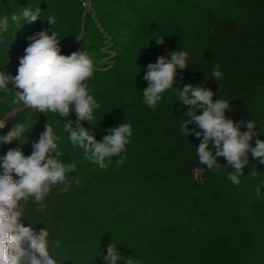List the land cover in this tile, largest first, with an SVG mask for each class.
<instances>
[{
    "label": "trees",
    "instance_id": "1",
    "mask_svg": "<svg viewBox=\"0 0 264 264\" xmlns=\"http://www.w3.org/2000/svg\"><path fill=\"white\" fill-rule=\"evenodd\" d=\"M175 1L181 2L182 8L164 16L162 22L152 15L156 22L141 28L151 40L145 54L151 50L157 54L146 58L142 55V64L136 67L139 70H131L123 79L125 87L109 98V110L122 111L112 126L123 122L132 126L133 135L124 153L127 160L118 166L117 157H113L110 169L101 170L86 158L83 150L75 156L77 148L69 141L64 161L69 162L70 156L80 161L76 172L68 174L73 180L70 190L65 192L58 189L64 186H54L44 201L47 207L43 211H38L39 205L30 198L23 222L25 226L31 222L48 223L47 209L56 205L51 208L52 217L60 209L58 218L66 220L50 223L61 231L76 211L86 215L88 223L109 222L114 225L113 232L119 231L117 242L113 241L117 247L148 264H264V198L255 194V186L264 181V164L250 158L241 184L233 185L228 179L232 169L223 157L218 158L223 165L219 171L208 170L199 163L196 147L202 138L187 137L180 131L187 108L178 101L175 89L162 94L155 110L143 103L142 95L148 86L143 79L148 63H155L159 56L167 57L170 52L187 51L189 67L178 70L184 78L180 80L178 75L174 87L203 83L217 93L214 100L229 101L227 117L237 122H256L259 135L253 138V144L257 138L264 141V0H210L219 2L217 8L202 3L203 0ZM95 7L100 17L99 8ZM81 15L76 16L79 26ZM88 16L81 26L79 41L87 36L88 29L98 31L94 18H90V13ZM161 37L164 43L158 45L155 40ZM217 64L222 73L218 82L212 76ZM125 98L130 102L126 103ZM107 103L99 105L108 106ZM201 113L202 110L197 112ZM195 127L189 125L190 129ZM102 140V136L97 138ZM11 144L16 146L17 141ZM252 166L258 172L254 178L249 176ZM82 171L87 181L84 187L79 178ZM75 179H79V185ZM261 191L264 197V188ZM92 234L94 231L88 230L81 236L88 238V246L97 241ZM103 236L112 239L108 233ZM123 238L128 239L126 243L121 242ZM78 247L72 254H65L66 249H54V256L62 264H73L82 253Z\"/></svg>",
    "mask_w": 264,
    "mask_h": 264
},
{
    "label": "clouds",
    "instance_id": "2",
    "mask_svg": "<svg viewBox=\"0 0 264 264\" xmlns=\"http://www.w3.org/2000/svg\"><path fill=\"white\" fill-rule=\"evenodd\" d=\"M42 12L39 6L34 10L26 7L19 14L0 17V37L8 33L13 25L19 28L22 22H36L41 19ZM46 20L51 26V34L45 29L26 38L29 43L19 59L17 74L12 76L0 71V92L5 95L11 93L14 97L12 103H22L25 108L45 115L52 113L67 118L74 112L77 119H67L63 125L71 145L82 149L86 158L101 170L111 166L113 157H117L116 165H122L127 160L124 153L133 135L131 124L123 122L118 127H112L102 141L96 140L94 127L90 124L95 120L94 113L100 105L88 84L95 71L93 56L86 50L61 54L62 40L54 30L57 18L49 15ZM155 41L162 45L164 37ZM188 60L187 51L177 50L167 57L159 56L155 63H148L143 77L148 82L142 91L143 103L155 110L162 94L175 89L178 101L187 108L180 131L187 137L194 135L202 138L196 147L199 163L208 170L219 171L223 165L218 158L223 157L227 167L232 169L228 179L238 186L244 169L250 165V158L264 164V141L257 138L253 144V138L259 135L256 122L251 119L237 122L227 117L225 111L230 109L229 101L223 98L214 100L217 93L204 87L203 83L174 87L178 75L183 80L178 70L187 69ZM212 76L216 82L222 79L219 64L213 69ZM125 102L130 101L125 98ZM199 110H202L201 114H197ZM27 119L16 123L6 135L0 136V145L13 141H19L20 145L0 157L3 168L0 175V264H62L50 252V243L59 246V242H50L47 227L37 232L36 224L31 222L25 226L23 223L26 219L25 205L31 198L39 205L37 210L43 211L47 207L44 201L54 186L62 184V190L69 191L73 180L68 174L76 172V164L61 159L64 156L59 148L62 137L48 122L38 141L32 142L31 155L25 156L22 151L25 143H21V139L32 129L28 128ZM85 121L89 127L84 126ZM192 124L196 127L190 129ZM5 126L6 123H0V129ZM242 127L247 130L241 131ZM257 174L255 166H252L249 176L254 178ZM75 183L79 185V179H75ZM262 188L264 181L255 186L257 198H264ZM106 252L107 255L103 256L105 264H120L121 260H125V264H134L132 258L121 255L113 240Z\"/></svg>",
    "mask_w": 264,
    "mask_h": 264
},
{
    "label": "rangeland",
    "instance_id": "3",
    "mask_svg": "<svg viewBox=\"0 0 264 264\" xmlns=\"http://www.w3.org/2000/svg\"><path fill=\"white\" fill-rule=\"evenodd\" d=\"M204 2L213 4L216 8L219 6V2L203 0L202 3ZM38 6L43 11L41 19L31 24L26 21L22 22L19 28L13 25L10 27L8 33L0 37V71L7 72L12 76L17 74L19 59L24 55V49L29 43L26 38L45 29L49 30V34H51V26L48 24L46 18L49 15H54L57 18L54 30L57 31L59 38L62 40L61 54L70 55L73 52L86 50L93 56L95 71L93 76L88 80V84L92 89L91 94L94 95L97 102L99 104L103 103V105L108 102V106L106 105L96 110L94 113L95 120L90 124V127H94L93 132L96 140L100 136H102L103 139L104 136L109 134H106L105 131L113 127L112 125L114 122H117L116 119H119L118 117L122 115L121 110H109V98L115 97L119 88L125 84L123 79L129 76L131 70H139L136 67L138 64H140L138 66H141L143 61L141 60L142 55L146 58V56H155L157 54L156 52L151 53L152 50L150 53L145 54L146 47L150 45L148 43L151 40L149 36L145 35L141 28L148 27L156 22H153L156 18L152 19V15L159 17L162 22L164 16L166 18L167 15L170 16L182 8V3L175 0H0V17L5 15L10 17L13 13L19 14L26 7H31L34 10ZM95 6L99 8L100 17L96 15ZM79 13H82L80 17V19H82L80 26L76 17ZM89 13L90 18H94L98 31L95 29H88L87 36L79 41L81 39V32L83 31L81 26L84 23V19L89 17ZM138 26L140 27V31L137 29ZM99 31L100 33L102 32L103 39ZM146 37H148L147 40ZM100 47L101 50H99ZM100 51L102 53H100ZM101 60H103L104 63H102ZM111 66L115 67L108 72L101 73V71H105ZM120 75L121 77L119 78ZM120 79L122 81H120ZM9 87H11V85ZM124 87L125 86L122 88ZM13 99L14 97L11 93L5 95L0 92V123H6V126L0 129V136L6 135L16 123L24 121L27 117L28 128L32 129L25 133L21 141L25 143L22 147V151L25 156H28L31 155L33 151L31 147L32 142L38 141L40 134L45 131V124L48 122L57 135L63 132V134L60 135L62 139L59 142V148L64 153V156L61 158L64 161L67 156V152L64 151L66 150L65 148L69 147L67 144L69 140L68 134L63 130V125L67 119L75 121L77 119L76 114L72 112L67 118H62L52 113H47L46 116L43 113L25 108L22 103H12ZM83 123L85 127H89L86 121ZM11 145H0V157H3L9 149L20 146L19 141H17L16 146ZM81 151L82 149L77 148L74 153L75 156L80 154ZM75 156H70V160L67 163L74 162L76 165L80 163ZM109 169L110 167L107 168L106 171ZM2 174L3 168L0 166V175ZM79 178L80 181L83 180L80 184L83 187L86 186L87 181H84V171H82V175ZM78 188L81 189L82 187ZM58 189L62 191L61 188ZM52 206L56 205H51V208ZM51 208L47 209V218H50L48 223H44V225L37 223V225H35L37 232L41 228L47 227L50 233V242H59V246L50 243L51 254L54 256V249L60 251L66 249L65 254H72L77 250L75 247L79 245L78 248L81 250L80 253H82L75 257L73 264H105L103 256L107 255V246L113 239V241L117 242L115 236L119 231L116 230L113 232L111 230L114 225L109 224V222L105 223L98 220L99 222H89L95 228L90 227L89 223L85 221L86 215L76 211L72 212V216L67 219V228L65 227L66 229H62L61 231L54 223L50 222H63L66 219L62 218L61 220L58 218L60 209H57L56 216L52 217L51 211L53 210ZM74 217H76V220H74ZM68 225L70 226L68 227ZM107 227L110 228L112 232ZM88 230L91 232L94 231L92 237L97 240L95 244L91 243L90 246H88V238L82 239L81 237L84 236ZM107 233L111 235L112 239L104 238L103 234L107 235ZM127 240L128 239L123 238L121 242L126 243ZM117 248L123 257L125 255L129 257V251L124 248ZM129 258L133 259L134 264H148L146 260L142 261L134 255ZM261 263L263 262L260 261V264ZM120 264H125V260H121Z\"/></svg>",
    "mask_w": 264,
    "mask_h": 264
}]
</instances>
